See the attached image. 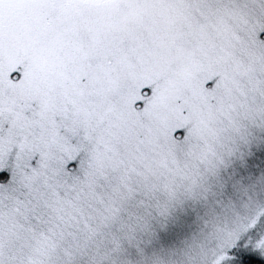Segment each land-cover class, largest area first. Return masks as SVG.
<instances>
[{
    "label": "snow or ice",
    "instance_id": "1",
    "mask_svg": "<svg viewBox=\"0 0 264 264\" xmlns=\"http://www.w3.org/2000/svg\"><path fill=\"white\" fill-rule=\"evenodd\" d=\"M0 264H264V0H0Z\"/></svg>",
    "mask_w": 264,
    "mask_h": 264
}]
</instances>
